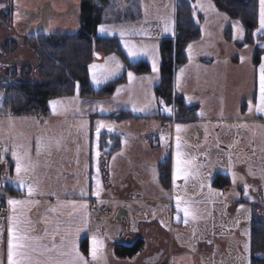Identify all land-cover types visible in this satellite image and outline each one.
I'll use <instances>...</instances> for the list:
<instances>
[{"label": "rangeland", "instance_id": "374dc122", "mask_svg": "<svg viewBox=\"0 0 264 264\" xmlns=\"http://www.w3.org/2000/svg\"><path fill=\"white\" fill-rule=\"evenodd\" d=\"M110 2L113 11L120 9L122 0ZM80 4L81 0H13V29L9 33L6 25L0 22V44L12 34L22 37L41 33H78L81 28ZM140 5L142 17L136 24L139 26L134 28L136 35L131 38L126 35L124 39L137 47L147 46L150 53L155 50L158 71L152 70L151 56H140L137 60L127 56L118 36L126 27L114 29L110 26L112 23H103L112 31L99 32L98 36L116 34L113 36L118 37L128 62L144 60L150 65V72L138 74L129 70L117 53L96 52L90 65H104L108 57L115 56L124 67L117 76L100 85L92 83L89 70L91 86L99 89L123 74L126 82L104 98L83 97L79 86V91L76 88L71 96L51 99L60 100L62 104L54 113L48 103L49 111L44 116L12 114L4 106L5 94L0 89V149H7V152L0 151V167L4 168L13 157L12 152L16 151L23 158L24 165L33 172L34 138H49L55 144L59 140L61 146L50 158L63 162V169L69 173L72 185L83 191L91 186L95 192L99 185V197L102 198H117L124 188L128 189L129 199L117 201L111 198L98 203L111 213L102 216L97 230H94V237L103 244L97 248L95 259L99 263L110 264L105 257V250L109 248L107 244L135 243L138 236H143L146 224L172 237L178 222L177 213L167 201L169 188L164 189L158 182V161L170 157L173 176L179 151L182 166H187L189 175L187 182L183 178L176 180L175 193L191 203H204V208L210 205L209 202L214 204L200 213L199 220L206 223L217 241L216 264H229L225 261L219 263L222 256L224 259L233 256L231 261L235 259L240 264H250V250L245 251V244L250 245L253 205L264 211V113L255 110L259 103L256 88L259 68L255 54L257 47L264 43V31L259 25V0L258 26L251 35L253 42L243 24L218 11L211 0L193 3L202 39L190 44V50L188 46V61L175 71L174 90L175 93H186L183 97L186 104H196L197 121L176 118L174 108L155 93L161 79V40L153 38L162 34L161 28L166 23L169 27L166 35L174 34L177 0H141ZM104 15V20L116 18L108 11ZM34 56L22 49L8 56L4 68L12 64H34ZM199 56L212 58L211 62L204 64L198 60ZM108 63L109 67L115 68L114 62ZM128 72L135 77L131 82ZM2 77H6L4 70L0 72ZM118 88L121 89L119 94L116 92ZM161 100L164 103H159ZM101 106L107 111H100ZM134 106L144 111H133ZM165 108L171 109V113L164 111ZM121 111H127L131 117L123 121L109 118ZM98 120L113 128L112 132L102 129L99 140L96 136ZM81 122H86V126L81 128ZM177 125L181 129L179 133ZM105 133L120 138V148L110 155L111 159L106 152H110L114 144L111 141L101 143ZM217 175L228 176L230 185L225 190L213 185ZM21 177L27 182L24 174L21 173ZM109 177L118 181L114 183L116 186L110 185ZM9 180L12 181V175ZM122 207L127 211L128 220L114 221ZM211 216L214 220L210 223ZM128 238L131 241H127Z\"/></svg>", "mask_w": 264, "mask_h": 264}, {"label": "trees", "instance_id": "16d2710c", "mask_svg": "<svg viewBox=\"0 0 264 264\" xmlns=\"http://www.w3.org/2000/svg\"><path fill=\"white\" fill-rule=\"evenodd\" d=\"M126 1L128 10H132L131 19L141 17L140 0ZM197 0H177L175 14V34L164 37L160 42V82L155 87L158 98L163 99L168 105H174L178 118L196 117L197 106H189L183 97L176 95L174 90L175 71L187 61V48L190 44L202 38L200 23L195 20L193 3ZM220 12L230 18L239 20L246 29L248 38L258 26V0H211ZM0 22H3L8 32L13 29V0H0ZM110 0H81V28L78 33H50L37 34L36 36H8L0 44V72L5 71L6 77L0 78V89L4 91V106L14 115L44 116L48 113V103L51 99L71 96L76 85L80 86V95L83 97L104 98L111 96L119 84L125 83V75L110 81L105 86L94 89L90 84L89 65L95 59V53L119 54L125 61L127 68L138 74L149 73L150 65L140 60L129 63L124 54L118 37L98 36L100 25L104 22L103 16L108 12L114 13L110 8ZM110 8V9H109ZM120 11V9H116ZM119 13V12H118ZM119 15H121L119 13ZM116 17V14L113 15ZM140 16V17H139ZM120 18V17H118ZM115 19V18H113ZM28 50L35 55L34 64L27 63L21 66L12 64L4 68L8 56L17 51ZM264 48L257 47L255 62L258 64ZM4 56V57H2ZM127 111L109 116V118L123 121L130 118ZM111 141L114 148L106 152L109 157L120 148V138L111 133L101 137V143ZM167 157L159 163V181L164 188L171 184L172 163ZM214 186L225 188L230 185L228 176L217 175ZM10 192H13L12 188ZM256 205H253V214L250 221V264H264V215ZM142 241L138 240L131 246L120 245L117 247L120 256H132L141 249ZM83 248L88 249L87 241Z\"/></svg>", "mask_w": 264, "mask_h": 264}, {"label": "crops", "instance_id": "0c3cea01", "mask_svg": "<svg viewBox=\"0 0 264 264\" xmlns=\"http://www.w3.org/2000/svg\"><path fill=\"white\" fill-rule=\"evenodd\" d=\"M140 11L142 15L141 5ZM118 12L121 15H119ZM118 12L116 10L114 11V14H116L115 19L104 20L103 23H112L110 26L114 29H117L118 26H124L127 28V31L125 30L126 33H134L126 37H135L136 32L134 28L139 26L136 24L141 22L142 16L136 19H131L130 15L126 16L134 12L128 10L126 1L121 2L120 11ZM103 23L101 25H103ZM174 25L175 17L173 26ZM161 31L162 34L155 36L153 39L162 40L164 37H168L166 35L167 32L164 31V26L161 28ZM99 32L98 30V33ZM100 34L103 33L100 32ZM104 35H102V37H111L116 34ZM118 36L120 37V35ZM147 36H149V34H147ZM261 47L264 48V43H262ZM211 59L212 58L206 56H199L198 58V60H201L204 64H209ZM261 63H264V54L257 64L258 68H260ZM259 78L260 72L256 80L258 99L260 95ZM176 94H181L180 96L186 97L185 92H176ZM187 104L190 106L196 105L195 103ZM168 118L172 121L174 120V118ZM185 120L197 121L198 118L193 117ZM57 143L58 144L54 142L51 143L49 138H34V171L31 172V170L28 169L27 172H21L27 178L28 184L35 185V191L31 197L27 195L26 188L18 186L17 177L14 178L16 163L13 157L9 158L10 162L4 165V168L9 169L12 175L11 184L13 192L9 198L32 201V203L22 208L18 207L17 209V216L20 221L19 229L22 234H26L28 237L26 241L28 245L27 251L29 252L32 264H36V261H39L40 264H78L75 255L69 254L70 246L68 240L70 234L67 230L70 228L74 230L75 227L80 226L82 220H84L86 221V224L83 226L84 230L79 234L77 240L78 251L84 260L87 261V264H102L97 262L96 259H93L91 255L92 239L96 233L94 230H97V223L101 221L102 218V216L98 217L92 213L91 204L92 199H100L102 197L94 195L95 191L91 186L83 191L70 183L69 173L67 171L65 172V169H63V162L54 161L50 158V155L61 146L59 140ZM109 157L111 159V156ZM160 162L161 161H158V166ZM117 182V180L109 177L111 186H116L114 183ZM158 182L161 187H163L159 181V176ZM225 189L226 187L224 190ZM169 191L170 198H168L167 201L173 205V211L176 212V197L178 194L175 193L176 190L173 185L172 173ZM81 193H83V195ZM179 195H182V193H179ZM127 196H129V191L124 188L121 195H118L117 198L111 196V198L120 201V199H129ZM103 197L106 200L111 199L108 196ZM181 198L185 199V197ZM209 204L211 206L214 205L212 202H209ZM73 205H75V207ZM80 205H86V207H80ZM191 205L197 210V218L194 220L190 218L189 222L185 224L183 222V213H180L181 218L173 229L172 237L164 235L159 228H153L146 224L144 225L145 232L143 236H138L136 240L142 241L141 249L137 254L132 256H120L117 247L123 244L117 242L115 244H107L109 248L105 250V257L108 258L110 264H216V256L218 255L217 241L212 234L213 232L206 227V223L204 222L205 224H203L199 220L200 213L207 210L210 205L206 208H204L205 204L201 202H194L191 203ZM11 214V209L8 205L5 219L0 221V264H7L8 217ZM213 220L214 216H211L210 223L213 222ZM84 241H87V250L83 248ZM133 244L134 242L125 246H131ZM201 244H203V247H201ZM33 248H35L36 251H32ZM232 257L233 256L229 259H224L222 256L219 263H224L225 261L227 263L229 262V264H240L235 259L231 261ZM126 259L129 261L127 262ZM192 260H195V262H192Z\"/></svg>", "mask_w": 264, "mask_h": 264}, {"label": "snow or ice", "instance_id": "6c2138e0", "mask_svg": "<svg viewBox=\"0 0 264 264\" xmlns=\"http://www.w3.org/2000/svg\"><path fill=\"white\" fill-rule=\"evenodd\" d=\"M4 7V5H0V8ZM193 11L195 12V6H193ZM18 15V14H17ZM259 25L260 30L264 31V0H259ZM101 33H108L111 32L112 29L106 28L104 25H101L99 28ZM164 31L168 32L169 27L167 23L165 24ZM134 33H126L124 30L121 29L120 31V38L123 44L124 49L127 51V56L130 57L132 60H137L140 56H151L152 58V70L153 72H157V63L155 57V50L153 52H149L147 46L137 47L135 44H132L129 40L124 39L126 35H130ZM191 46H189V50ZM108 62H114L115 68L109 67ZM123 65L117 60L115 56L108 57L107 62L104 65L100 64H91L89 66V70L91 72L92 83L95 85H100L101 83L107 82L111 78L117 76L120 71L123 69ZM260 78H259V103L256 105L255 110L258 113H264V63H261L260 68ZM128 80L131 82L135 79L132 72L127 73ZM77 92L79 91V84L76 85ZM121 89H117L116 92L119 94ZM159 103H164L162 100ZM62 101L60 100H51L49 101V105L52 108L53 112H56L57 106L61 105ZM133 111H144L142 108H136L135 106L132 109ZM249 110H252L251 103L249 104ZM100 111H107L102 106L100 107ZM164 111L171 113V109L165 108ZM202 115V113H201ZM86 126V122H81V128ZM107 129L109 132L113 131L112 126L105 124L102 120H98L96 122V136L97 140H99L101 130ZM176 130L180 132V126H176ZM180 140L179 136H177V149H179ZM0 151L7 152V149H0ZM99 152H97V156ZM12 156L16 163V174H17V183L21 188L27 189V195L31 197L35 191V185L28 184L22 177L21 172H27L29 166H25L23 163V158L17 154L16 151L12 152ZM180 152L177 151V162L176 167L173 171V185L175 187V182L178 179L183 178L186 182L188 179V169L187 166H182V161L180 160ZM233 182H235V174H233ZM245 189H247V185H245ZM83 195V193H81ZM95 195L99 196V185ZM245 195H247V191H245ZM7 203L11 209V215L8 217L9 221V228H8V241H7V264H32V260L29 256V252L27 251L28 245L26 241L28 237L26 234H22L21 230L19 229V218L17 216V209L18 207L22 208L23 206L32 203L31 200H17L9 198ZM75 207V205H73ZM80 207H86V205H80ZM243 209V205L240 206ZM55 210V209H53ZM176 219L177 221L180 220V213H183V222L187 224L189 219H196L197 218V210L192 207L191 202L185 199H182L180 196L176 197ZM86 221L82 220L81 225L75 227V229H68L67 231L70 234V238L68 240V244L70 246V253L74 254L78 264H87V261L80 255L77 247V240L79 234L84 230V225ZM102 241H98L95 237L92 239V248H91V255L93 259H95L96 251L98 247H102ZM250 245L245 244V251H249ZM32 251H36L35 248ZM36 264H40L39 261H36Z\"/></svg>", "mask_w": 264, "mask_h": 264}, {"label": "built area", "instance_id": "2783aa9c", "mask_svg": "<svg viewBox=\"0 0 264 264\" xmlns=\"http://www.w3.org/2000/svg\"><path fill=\"white\" fill-rule=\"evenodd\" d=\"M9 171L0 168V188H6L8 185ZM7 197L4 194H0V219L6 212ZM92 211L94 214H110V210L101 208L96 204H92Z\"/></svg>", "mask_w": 264, "mask_h": 264}, {"label": "water", "instance_id": "95a60500", "mask_svg": "<svg viewBox=\"0 0 264 264\" xmlns=\"http://www.w3.org/2000/svg\"><path fill=\"white\" fill-rule=\"evenodd\" d=\"M123 220H128V214L124 207L120 208L114 217V221L120 222ZM127 241H130V238H128Z\"/></svg>", "mask_w": 264, "mask_h": 264}]
</instances>
